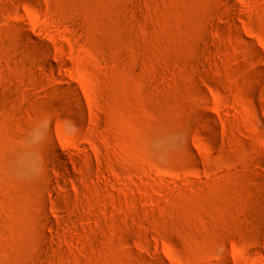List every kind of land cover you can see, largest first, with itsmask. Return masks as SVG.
I'll return each instance as SVG.
<instances>
[{
	"label": "rangeland",
	"instance_id": "rangeland-1",
	"mask_svg": "<svg viewBox=\"0 0 264 264\" xmlns=\"http://www.w3.org/2000/svg\"><path fill=\"white\" fill-rule=\"evenodd\" d=\"M0 264H264V0H0Z\"/></svg>",
	"mask_w": 264,
	"mask_h": 264
}]
</instances>
